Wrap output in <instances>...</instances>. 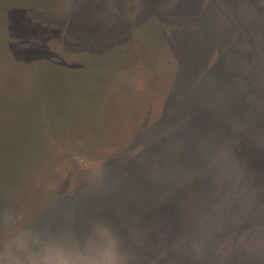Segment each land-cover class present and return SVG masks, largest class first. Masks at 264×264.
<instances>
[{
	"label": "trees",
	"instance_id": "trees-1",
	"mask_svg": "<svg viewBox=\"0 0 264 264\" xmlns=\"http://www.w3.org/2000/svg\"><path fill=\"white\" fill-rule=\"evenodd\" d=\"M43 1V15L64 20L58 59L16 60L6 76L24 70L46 86L17 114L16 95L0 93V211L38 227L105 217L139 241L136 264H264V125L252 124L264 110L261 65L244 77L237 109L219 91L221 49L202 40L206 6ZM76 11L80 50L69 41ZM204 191L206 211L187 197ZM216 222L228 226L210 229Z\"/></svg>",
	"mask_w": 264,
	"mask_h": 264
},
{
	"label": "clouds",
	"instance_id": "clouds-1",
	"mask_svg": "<svg viewBox=\"0 0 264 264\" xmlns=\"http://www.w3.org/2000/svg\"><path fill=\"white\" fill-rule=\"evenodd\" d=\"M0 264H136L138 240L125 237L105 217L58 226L22 223L11 210L0 211Z\"/></svg>",
	"mask_w": 264,
	"mask_h": 264
},
{
	"label": "rangeland",
	"instance_id": "rangeland-1",
	"mask_svg": "<svg viewBox=\"0 0 264 264\" xmlns=\"http://www.w3.org/2000/svg\"><path fill=\"white\" fill-rule=\"evenodd\" d=\"M182 3L185 10L189 4L199 3L201 7L206 6L205 20L200 24L203 35L201 38L206 44V50L221 49L223 81H220L222 87L220 86L219 91L225 92L226 95L222 96L227 102H230L232 98L238 102L235 106L239 109L241 84L246 74L253 71L255 64H260L261 69H258L263 71L255 73L254 79H257L256 76L261 78L264 76V0H182ZM212 4H214L213 9ZM215 4L219 5V10ZM222 13H227V16ZM114 16L115 14L110 16L113 22ZM254 84L257 85L258 81H254ZM237 109L232 118H235L234 121L238 123L237 127L242 128V124L246 125L249 121ZM257 122L264 125V110L257 113L252 124ZM240 166L239 163L238 167ZM190 194L191 192L187 197L193 202L191 205H197L199 207L197 209L206 211L207 199L205 197H208V193L204 191V197L199 193H192L190 197ZM240 215L238 213V218L231 222L237 221L241 225L244 218ZM226 226H228L227 223L216 222L210 229L223 231ZM202 230L205 236H209L207 225Z\"/></svg>",
	"mask_w": 264,
	"mask_h": 264
},
{
	"label": "water",
	"instance_id": "water-1",
	"mask_svg": "<svg viewBox=\"0 0 264 264\" xmlns=\"http://www.w3.org/2000/svg\"><path fill=\"white\" fill-rule=\"evenodd\" d=\"M44 4L43 0H0V93H8L13 99L11 101V112H18L19 108H33L34 101L42 100L40 92L44 90L46 81L44 77L34 78L24 70L20 76L7 79L8 72L12 69L14 61H18L22 68H25L31 60L43 63L53 59L55 50L59 48L57 35L64 24V20L56 15H43L40 8ZM69 5L73 7V2ZM14 7H28V10H15ZM34 7V8H33ZM87 14L92 13V17L85 19L84 22L91 24L92 30H95L96 20L93 15L96 11H92V7L84 4L82 7ZM78 11L75 12L73 25H71V35L69 41L73 48L77 50L85 44L79 38V20ZM83 15L81 12L80 17ZM96 15V14H95ZM97 16V15H96ZM96 35V33H95ZM94 36V33H93ZM96 36L92 40L91 48L98 47L99 41ZM12 51L15 59H9L5 53ZM42 105L39 104V107ZM15 114V115H16Z\"/></svg>",
	"mask_w": 264,
	"mask_h": 264
}]
</instances>
